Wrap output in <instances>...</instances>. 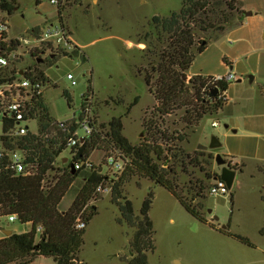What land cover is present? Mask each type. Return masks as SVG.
<instances>
[{
  "label": "rangeland",
  "instance_id": "rangeland-1",
  "mask_svg": "<svg viewBox=\"0 0 264 264\" xmlns=\"http://www.w3.org/2000/svg\"><path fill=\"white\" fill-rule=\"evenodd\" d=\"M17 1L18 7L11 15L1 14L9 26V38H31L51 23L60 22L58 6L50 0ZM236 4L240 12L226 30L196 31L197 42L204 39L207 47L196 52L188 73H224L231 70L225 67V62L232 61L235 63L232 71L240 80L230 82L221 109L206 114L199 126L189 132L187 140L173 142L180 153L181 149L184 151V158L187 153L203 151V167L213 176L221 171L215 160L219 153L227 163L238 164L232 197L208 196L200 209L203 220L187 211L164 186L139 176L125 181L122 193L132 201L136 215H140L149 193L154 195L149 215L156 247L148 254L149 264H264L261 232L264 226V0H236ZM181 6V0H64L63 22L86 58L77 52L61 53L51 64L43 63L51 81L43 94L51 117L58 121L77 119L84 107L89 108L98 124L107 123L113 116H123L124 134L134 144L143 142L147 136L143 122L157 105L143 71L151 68L149 61L153 64L159 61V54L168 42L167 34L158 35L152 18L170 16ZM246 17L244 26L240 27ZM35 28H40V32L32 31ZM44 48L47 54L40 56L48 57L50 49L45 45ZM23 58L14 65L25 67L37 62L30 54ZM68 73L74 75L76 85H72ZM137 97L139 102L131 106ZM181 116L182 112L164 115V124L159 127L181 134L184 130ZM214 121L219 125L214 127ZM213 136L221 141L220 147L210 148ZM64 155L70 156L68 151ZM103 159L97 151L91 157L96 166L106 163V158ZM176 163L177 167L181 164L178 160ZM103 169L111 176L116 172L107 163ZM188 169L191 175L184 174L179 166L175 179L190 199L192 194L186 192L193 185L191 180L208 179L202 168L188 166ZM106 185L108 193H100L91 201L98 207V213L86 227L79 254L86 264H126L131 257L134 229L122 221L120 209L113 202V184ZM80 186L78 179L63 201V208L70 206ZM207 209H212V214ZM3 226L18 233L31 229V224L6 219ZM232 234L248 238L250 244ZM29 264L57 262L50 257H38Z\"/></svg>",
  "mask_w": 264,
  "mask_h": 264
},
{
  "label": "trees",
  "instance_id": "trees-1",
  "mask_svg": "<svg viewBox=\"0 0 264 264\" xmlns=\"http://www.w3.org/2000/svg\"><path fill=\"white\" fill-rule=\"evenodd\" d=\"M181 3V9L170 16L155 15L152 18L158 35L167 34L168 42L159 54V61L154 64L149 61L151 68L143 71L144 81L157 100L151 116L143 122L147 130L143 142L132 143L124 134L123 116H113L107 123L98 124L95 120L97 131L83 143L69 147V132L59 125L58 120L51 117L43 94L39 96L37 106L32 108L30 114L31 119L37 121L36 131H30L19 143L36 173L22 176L11 171H0V225L7 215L16 214L18 221L31 224V229L20 233L13 231L11 235L0 238V264H29L38 257L53 258L57 264H86L79 254L84 244L86 227L98 213V207L91 201L101 193L97 190L98 187H108L107 182L113 184V202L120 209L122 221L134 229L131 239L132 253L126 264H149L148 254L156 247L153 221L149 215L154 195L149 193L143 202L140 215H136L132 201L122 193V185L133 176L164 186L178 198L187 211L205 219L200 209L204 207L208 197L207 191L211 184L208 180L213 181L219 173L213 176L203 167V151L187 153L184 158V151L181 149L180 153V149L173 142L176 139L187 140L189 132L199 126L206 114L218 111L225 104L226 99L222 94L228 91L230 82H213L210 75L201 74L189 78L188 70L196 52H203L207 47L204 39L197 42L196 31L223 32L236 13L240 12V8L236 0H181ZM17 7V0H0V19L6 20L1 14L11 15ZM63 10L64 8L58 6L59 20L62 22ZM35 31L39 33L40 28ZM2 36L1 48L7 51L9 48H19L14 40H8V35ZM45 46L51 50L49 56L41 57L40 50H32L31 54L37 62L34 65H25V74L47 86L51 81L45 74L43 63L51 64L58 54L70 53L59 48L54 49L51 43H46ZM150 52L153 51L150 49ZM77 53L86 58L84 52ZM23 59L21 56L14 62ZM14 64L0 68V84L17 77ZM140 72L142 73V69ZM138 102L139 97L131 106ZM173 112H182L180 123L184 130L181 134L177 131L169 133L159 127L164 124L163 116ZM68 125L71 131L78 127L75 121L68 122ZM115 150H120L131 160L120 175L118 171L111 176L104 169L101 170L106 164L103 162L98 166L92 163L86 170L72 171V164L91 159L95 151L102 153L103 159ZM65 151L70 156H65ZM65 158L67 162H64ZM177 160L181 163L179 166L184 174L191 175L192 171L188 166L200 167L208 179L191 180L193 185L186 192L192 194L190 199L185 196V190L180 188L175 179L179 172ZM229 165L238 170V164L232 165L229 162ZM78 179L81 186L77 195L68 208H63V201ZM79 218L85 223V227H78ZM261 232L264 233V226ZM232 235L250 244L248 238Z\"/></svg>",
  "mask_w": 264,
  "mask_h": 264
},
{
  "label": "built area",
  "instance_id": "built-area-1",
  "mask_svg": "<svg viewBox=\"0 0 264 264\" xmlns=\"http://www.w3.org/2000/svg\"><path fill=\"white\" fill-rule=\"evenodd\" d=\"M50 2L61 6L64 0H50ZM8 32L9 26L7 20L0 19V43L3 37L2 34L7 35ZM8 40H14L19 45V48L16 50L9 48L7 51L0 47V68L12 66L15 63L14 61L21 56L24 57L30 54L32 57V50L37 49L43 53L45 43H51L54 49L59 48L70 54L73 52H83L74 42L71 30L62 21L58 24L51 23L43 32L31 35V38L20 36ZM16 70L17 77L15 79L0 84V171H11L16 175L31 176L36 173V169L29 163L27 155L19 143L30 131H36L37 121L31 119L30 114L32 113V108L37 106L39 96L44 94L45 85L39 80H33L27 77L24 66H16ZM210 76L213 82H231L239 78L236 73L229 70L225 73ZM67 77L72 81V85L77 84L72 73H68ZM222 96L227 100L226 92ZM71 121H75L78 124V127L73 131H71L68 125V122ZM58 122L70 134L68 138L69 147L83 143L85 139H89L97 131L95 118L88 107H84L79 118L75 119L73 117L70 120L67 119ZM33 124L36 125V128ZM218 125L219 123L217 121L213 122L214 127ZM130 161V158L120 150H115V152L106 156L107 165L118 172H122ZM92 163V160L88 159L85 162L79 161L72 165L75 171H82L83 169H89ZM102 169L103 167H101ZM97 190L101 193H108L109 187H98ZM207 194L208 196L229 197L231 196V188L225 180L221 178L213 179ZM4 219L8 222H15L18 221V216L16 214H10ZM0 226V234L3 237L5 233L2 230L7 228L3 224ZM78 227H85V223L81 218L78 219Z\"/></svg>",
  "mask_w": 264,
  "mask_h": 264
},
{
  "label": "water",
  "instance_id": "water-1",
  "mask_svg": "<svg viewBox=\"0 0 264 264\" xmlns=\"http://www.w3.org/2000/svg\"><path fill=\"white\" fill-rule=\"evenodd\" d=\"M221 145H222L221 141L216 136H213L211 143H210V148H218ZM215 160L217 164L221 166V171L219 175H216L214 177V179L221 178L225 180L228 186L231 188L234 182L235 176H236V171L228 165V163L226 162V160L220 153L216 155ZM64 162H67V158L64 159ZM71 168H72V171L75 172L73 165H71ZM212 211H213L212 209H209V213H212ZM217 218L218 217L215 216V219ZM2 231L5 233V235H11L13 233L11 229H3Z\"/></svg>",
  "mask_w": 264,
  "mask_h": 264
},
{
  "label": "crops",
  "instance_id": "crops-1",
  "mask_svg": "<svg viewBox=\"0 0 264 264\" xmlns=\"http://www.w3.org/2000/svg\"><path fill=\"white\" fill-rule=\"evenodd\" d=\"M38 2H40L39 0H37ZM251 14H250V16H252L253 15V12H250ZM249 17V16H248ZM248 17H246V19H244V20H242L241 21V23H240V27H243L244 26V22H245V20H247L248 19ZM36 30V28L34 29V30H32V31H35ZM9 38V37H8ZM14 38V37H13ZM9 39H11V38H9ZM78 45V44H77ZM225 62V61H224ZM225 64H226V66L225 67H228L229 69H231V70H229V71H232V70H234L235 69V63H233L232 61H229L228 63H226L225 62ZM226 72V71H225ZM224 72V73H225ZM215 74H219V73H215ZM215 74H209V75H215ZM188 75H189V77H191V76H193V75H195V74H189L188 73ZM197 75V74H196ZM209 75H206V76H209ZM237 80H240L239 78L237 79ZM7 229H9V228H7ZM27 231H29V230H27ZM1 233V232H0Z\"/></svg>",
  "mask_w": 264,
  "mask_h": 264
},
{
  "label": "flooded vegetation",
  "instance_id": "flooded-vegetation-1",
  "mask_svg": "<svg viewBox=\"0 0 264 264\" xmlns=\"http://www.w3.org/2000/svg\"><path fill=\"white\" fill-rule=\"evenodd\" d=\"M43 54H47V51L45 50V51H43ZM228 165H229V163H228ZM230 166V165H229ZM231 167V166H230ZM208 210V212H209V209H207ZM212 214V213H211Z\"/></svg>",
  "mask_w": 264,
  "mask_h": 264
}]
</instances>
